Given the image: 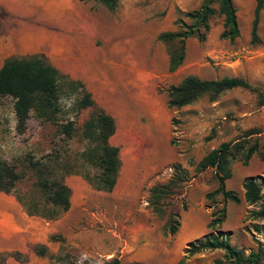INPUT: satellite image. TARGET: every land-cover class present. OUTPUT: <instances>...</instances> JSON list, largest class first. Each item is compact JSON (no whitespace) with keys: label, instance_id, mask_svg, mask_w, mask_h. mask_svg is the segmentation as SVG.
<instances>
[{"label":"rangeland","instance_id":"rangeland-1","mask_svg":"<svg viewBox=\"0 0 264 264\" xmlns=\"http://www.w3.org/2000/svg\"><path fill=\"white\" fill-rule=\"evenodd\" d=\"M202 1L118 0L113 10L94 0L0 1V67L9 56L42 53L61 73L81 81L96 105L114 117L116 130L110 142L118 146L121 159L112 191L96 190L85 179L84 173L95 169L84 166L80 156L88 146L84 122L95 110L77 108L78 92H63L54 122L39 120L31 112L22 133L16 130L13 98L0 97V159L15 164L21 173L15 189L0 194V203L11 197L51 227L52 207L43 205V192L34 184L27 159L54 150L60 163L73 171L64 180L82 183L73 193V207L67 214L73 224L69 234L39 233L38 238L47 235L45 243L29 241L36 257L22 252L26 261L12 256L16 264H104L112 257L119 264H214L224 250L190 254V244L210 233L227 234L229 242L247 254L258 242L264 243V216H251L259 202H246L242 187L246 177H254L264 193V160L255 153L246 164L232 161V175L225 186L238 193L239 203L220 193L207 198L218 186L215 169L197 168L207 152L223 141L241 139L249 129L258 131L249 142L257 139L262 149L264 104H258L254 92L235 87L216 100L202 96L182 107L167 105L168 87L189 74L202 79L241 77L264 90V6L258 40L253 41L255 0H233L237 37H221L223 16L216 12L205 39L188 38L183 62L169 71V47L157 37L176 30L178 19L189 22L183 13L198 8ZM68 121L73 123L71 138L60 132ZM175 162L187 169L189 180L164 201L162 212H156L148 201L149 190L171 178ZM54 168L60 173L64 166ZM222 207L223 221L211 225L212 213ZM171 213L178 214L174 234L165 229ZM35 244L45 247L44 255L36 253Z\"/></svg>","mask_w":264,"mask_h":264},{"label":"trees","instance_id":"trees-1","mask_svg":"<svg viewBox=\"0 0 264 264\" xmlns=\"http://www.w3.org/2000/svg\"><path fill=\"white\" fill-rule=\"evenodd\" d=\"M94 1L103 4L110 10H113L118 3V0ZM255 2L251 27L253 41L258 40L257 28L264 0H255ZM216 12L223 16L221 37L233 40L239 35L233 0H203L198 8L183 13L189 22L178 19L179 27L176 30L161 32L157 37L169 47V71L176 70L183 62L185 43L188 38L205 39L210 27L209 20ZM235 87L254 92L258 104H264V90L241 77L225 76L220 79H202L189 74L182 78L178 84L168 87L167 105L182 107L195 102L202 96L216 100L221 93ZM75 91L79 94L76 100L78 109L93 107L95 110L84 122L83 135L88 140V146L80 153L84 159V166L94 168L95 171L87 170L84 177L96 190L110 192L115 187L121 166L119 148L110 142V137L116 130L114 117L96 105L91 92L81 81L61 73L42 53L22 57L9 56L0 67V97L10 96L13 98L16 130L19 133L25 130L31 112L39 120L56 121V115L61 111L60 99L63 92ZM72 130L73 123L68 121L62 125L60 132L67 138H71ZM255 133L258 131L249 129L241 139L223 141L199 160L197 168L199 170L214 168L218 182V186L206 194L207 198H212L220 193L225 199L236 203L240 202L238 193L233 189L226 188L225 180L232 175L231 163L235 159H240L246 164L250 157L256 153L264 160V145L261 149L257 139H254L252 143L248 140ZM59 159L60 156L55 150L47 152L39 158L30 157L27 159L28 166L34 174V184L43 192V205L52 207V212L49 215V218L52 219L58 218L61 213L67 211L71 204V188L65 183L64 177L73 171L70 169V165L60 163ZM61 165L64 166V169L59 173L54 167ZM172 168L173 174L167 182L155 184L149 190L148 201L156 212H162L164 201L172 193L181 190L189 180L187 169L180 163H173ZM20 179L21 173L17 170V166L0 159V191L12 192ZM242 187L246 202L250 204L259 202V208L251 211V216L254 218L263 217L264 193H261L260 183L254 177H246ZM27 214L34 213L31 209H27ZM41 216L47 218L46 215ZM212 216L211 225L215 222H222L225 217L224 207L214 211ZM178 226V214L171 213L165 229L174 234L178 230ZM37 246V244L34 245L36 253L44 255L45 247L38 248ZM190 246V254L205 249L224 250L223 257L215 259L214 264H264V243L261 242H258L256 249L244 254L241 249L229 242L227 234L223 236L221 233H210L198 242L191 243ZM8 256L26 261V257L21 251H2L0 252V264H6ZM104 264H119V259L112 257L105 260Z\"/></svg>","mask_w":264,"mask_h":264},{"label":"crops","instance_id":"crops-1","mask_svg":"<svg viewBox=\"0 0 264 264\" xmlns=\"http://www.w3.org/2000/svg\"><path fill=\"white\" fill-rule=\"evenodd\" d=\"M2 1V0H0ZM122 162H123V157ZM129 182H133L136 178H127ZM77 181V179H75ZM65 183L71 188V197H70V208L63 212L62 216L55 218L51 223V227H48L49 222L45 221L44 223L38 221L36 216L37 214L29 215L25 210L22 209L20 205L12 201L10 195V199L3 203H0V216L2 219L0 220V252L12 250H20L29 255V257H36L35 253L31 252V248L29 247V241H40L46 242L45 237H37V235L41 232L46 233L51 231H66L69 234L70 229H73V224L70 221H67V214L70 209L73 207V193H77L80 189L79 181L76 184H69L67 181ZM11 193V192H10ZM0 194H8L5 192H1ZM62 214V213H61ZM60 214V215H61ZM35 217L36 219H34ZM36 221L37 223H34ZM7 264H16L17 261L12 257L8 256L6 259ZM28 264V263H27Z\"/></svg>","mask_w":264,"mask_h":264},{"label":"bare ground","instance_id":"bare-ground-1","mask_svg":"<svg viewBox=\"0 0 264 264\" xmlns=\"http://www.w3.org/2000/svg\"><path fill=\"white\" fill-rule=\"evenodd\" d=\"M135 152V151H134ZM136 153V152H135ZM132 156V155H131ZM135 156H136V154H135ZM130 158V157H129ZM132 159V158H131ZM136 162V161H135ZM135 162H132V163H135ZM131 164V163H130ZM134 166V168H135V165H132V167ZM138 170V169H137ZM130 172H131V170H129ZM134 172H135V170H134ZM137 173V172H136ZM135 175V174H134Z\"/></svg>","mask_w":264,"mask_h":264}]
</instances>
